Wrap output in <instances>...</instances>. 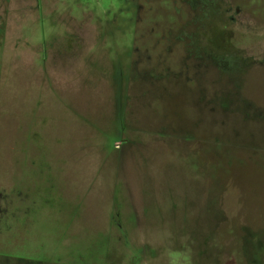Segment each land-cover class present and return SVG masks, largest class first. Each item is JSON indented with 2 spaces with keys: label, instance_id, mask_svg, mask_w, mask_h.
I'll return each instance as SVG.
<instances>
[{
  "label": "rangeland",
  "instance_id": "obj_1",
  "mask_svg": "<svg viewBox=\"0 0 264 264\" xmlns=\"http://www.w3.org/2000/svg\"><path fill=\"white\" fill-rule=\"evenodd\" d=\"M0 264H264V0H0Z\"/></svg>",
  "mask_w": 264,
  "mask_h": 264
}]
</instances>
